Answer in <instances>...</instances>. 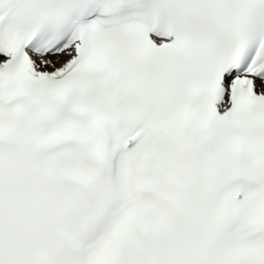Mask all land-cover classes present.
Returning a JSON list of instances; mask_svg holds the SVG:
<instances>
[{
    "label": "snow or ice",
    "instance_id": "1",
    "mask_svg": "<svg viewBox=\"0 0 264 264\" xmlns=\"http://www.w3.org/2000/svg\"><path fill=\"white\" fill-rule=\"evenodd\" d=\"M0 264H264V0H0Z\"/></svg>",
    "mask_w": 264,
    "mask_h": 264
}]
</instances>
